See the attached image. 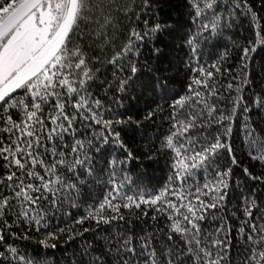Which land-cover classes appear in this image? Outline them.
Returning <instances> with one entry per match:
<instances>
[{
  "label": "snow or ice",
  "instance_id": "1",
  "mask_svg": "<svg viewBox=\"0 0 264 264\" xmlns=\"http://www.w3.org/2000/svg\"><path fill=\"white\" fill-rule=\"evenodd\" d=\"M220 3L188 0L198 34L221 26ZM150 8V0H0V264H50L46 253L29 254L15 241L44 229L39 245L57 247L49 241L66 229L48 230L50 221L65 207L78 206L81 185L98 171L94 157L109 144L127 155L106 161V176L97 179L109 185L107 192L75 223L91 220L97 228L111 226L125 220L122 209L140 210L146 217L150 208L166 215L170 224L162 235L138 239L130 229H103L108 233L103 237L106 248L93 256L89 245L84 250L87 264H264V202L258 203L252 188L248 195L241 194L240 207L228 215L232 167L221 169L217 162L223 150L231 165L237 164L228 138L237 111H249L242 94L249 83L248 61L264 47V29L248 0H233V9H245L255 30V40L241 49L239 72L221 71L225 52L218 62L195 69L198 75L191 79L188 94L172 105L173 123L162 145L174 153L169 183L154 196L123 193L128 177L121 175L133 154L115 125L126 121L106 117L111 109L93 89L125 93L140 80L141 49L167 25L145 22L146 30H138L124 21H139L137 9ZM154 52L159 58L160 49ZM102 69L111 71L114 84L107 79L97 83L105 75ZM222 75H231L224 86L230 109L216 103L223 96L217 87ZM157 84L167 90L158 81L145 86L155 90ZM255 103L264 107V98ZM177 108L187 109L183 119ZM213 127L214 134H204ZM245 128L250 158L264 164V139H257L247 124ZM201 169L202 184L197 182ZM243 171L250 180L264 183V175ZM21 225L26 226L23 234L18 232Z\"/></svg>",
  "mask_w": 264,
  "mask_h": 264
},
{
  "label": "trees",
  "instance_id": "2",
  "mask_svg": "<svg viewBox=\"0 0 264 264\" xmlns=\"http://www.w3.org/2000/svg\"><path fill=\"white\" fill-rule=\"evenodd\" d=\"M141 0H137L140 3ZM151 8L147 10L137 9L141 15L139 21L135 17L124 21L125 25L131 24L138 30H146L145 22L150 26L154 23L167 25L162 33L157 34L153 40L141 49L138 65L141 67L137 81L125 93L108 91L105 94L104 88H94L104 99L105 107L111 109L106 117L124 120L126 123L115 125L120 131V138L126 146L127 151L133 154L123 168L121 179L127 176L123 193L127 195L154 196L158 194L168 183L169 176L173 175L172 164L174 153L162 147L164 137L169 133L173 123L171 117L174 109L172 105L177 99L188 94V85L191 79L198 75L195 69L209 67L220 60L221 55L227 52V59L221 62V71L231 69L232 75L239 72L241 49L249 45V41L255 40V30L250 17L245 14V9H233V0H221L219 13L224 19L221 26L215 32L199 33V23H194L191 16V8L188 0H150ZM248 3L257 12L262 29H264V0H248ZM142 13V14H141ZM207 22V21H204ZM195 37L193 44L187 41ZM160 49V56L157 58L154 49ZM105 75L101 76L98 84L105 79L113 81L111 71L102 69ZM249 83L243 85L242 94L244 103L249 111L243 113L237 111L236 118L232 124V134L228 142L232 145L237 160L236 165H231L230 158L226 151H221L218 164L221 169L231 166L232 176L227 202V214L231 215L241 205V194H249V190L256 189L258 203L264 202V183L250 180L244 174L247 168L257 176L264 175V164L253 160L249 156L247 130L255 131L257 139H264V107L255 101L264 98V47H258L255 53L251 54L248 61ZM231 75L218 77L217 87L223 93L221 99L216 103L219 107L231 108L227 101L228 92L225 90ZM162 83L167 86L166 91H161L159 84L155 90L146 87L149 82ZM114 101H118L116 103ZM180 119H183V112L187 109L175 110ZM152 114L150 118L149 114ZM215 127L209 128L204 134L215 133ZM127 152L115 144L106 145L99 154L94 157L97 173L94 177L87 178L81 185V194L78 198V206L75 208L65 207L56 214V218L50 221L48 230L56 231L57 228H65L66 231L59 233L55 240V249H44L39 241L44 239L46 230L40 233L30 231V239L17 240L15 243L26 249L29 254L34 251L46 253L50 264H87L88 256L84 250L91 245L95 251L92 255H101L106 248L104 236L108 233L103 229H115L119 232L130 229L137 237L150 233L162 235L168 230L170 222L166 215L154 213L148 209V216H143L140 210L122 209L125 216L124 221H114L111 226L97 225L94 221L85 220L84 224H76L75 220L83 217L90 206L96 203L106 194L109 185L98 182L97 177L103 178L108 171L106 161L115 157L124 160ZM103 169L104 171H99ZM203 170L198 171L197 182H204ZM191 183V182H190ZM146 206H142L144 208ZM70 213V215L68 214ZM157 215V220L151 217ZM240 215V213H237ZM84 228L96 229L95 231L83 232ZM26 226L21 225L18 232L23 234ZM70 230V231H68ZM83 232V235H76ZM72 235L73 238L69 239ZM159 238V235H158Z\"/></svg>",
  "mask_w": 264,
  "mask_h": 264
}]
</instances>
